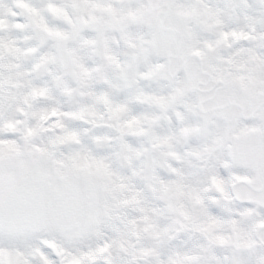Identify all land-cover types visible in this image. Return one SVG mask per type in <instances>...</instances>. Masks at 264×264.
Wrapping results in <instances>:
<instances>
[{"label": "snow or ice", "instance_id": "snow-or-ice-1", "mask_svg": "<svg viewBox=\"0 0 264 264\" xmlns=\"http://www.w3.org/2000/svg\"><path fill=\"white\" fill-rule=\"evenodd\" d=\"M0 264H264V0H0Z\"/></svg>", "mask_w": 264, "mask_h": 264}]
</instances>
